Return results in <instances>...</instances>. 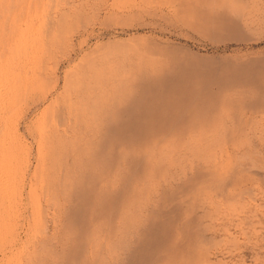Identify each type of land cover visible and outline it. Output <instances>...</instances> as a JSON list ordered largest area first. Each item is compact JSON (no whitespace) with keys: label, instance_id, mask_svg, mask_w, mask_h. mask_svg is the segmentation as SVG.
Instances as JSON below:
<instances>
[{"label":"rangeland","instance_id":"374dc122","mask_svg":"<svg viewBox=\"0 0 264 264\" xmlns=\"http://www.w3.org/2000/svg\"><path fill=\"white\" fill-rule=\"evenodd\" d=\"M2 74L23 85L0 110V264H82L119 223L109 193L132 201L135 264H264V114L249 140L229 105L264 87V0H0ZM140 77L194 110L105 146ZM201 233L212 263L186 252Z\"/></svg>","mask_w":264,"mask_h":264},{"label":"bare ground","instance_id":"6f19581e","mask_svg":"<svg viewBox=\"0 0 264 264\" xmlns=\"http://www.w3.org/2000/svg\"><path fill=\"white\" fill-rule=\"evenodd\" d=\"M173 1H177L180 3L186 2L188 0ZM21 39L23 40L24 37H22ZM12 80L13 78H11V76L9 75H0V110L3 109L5 112L14 106L17 98L21 93V86L23 85L22 82H15ZM135 86L137 87V89L130 97L127 98L125 102L126 104L120 107V109L115 108V112H117V121L106 127L109 130V133L106 132L104 134L106 136H109L110 139L108 141H104L103 144L105 146V143H108L109 145L117 143L118 141L124 142L126 143V145L136 144L139 141L130 138L128 139L125 136L127 134H143L145 133V131L143 130H150V128H155L157 130L161 129L163 132L174 131L180 127L185 118L194 110L193 103L196 102V98H193L190 95L182 94L181 91H178L176 90V88L169 86L167 81H160L153 77H140L138 83H136ZM178 103L183 104V108H179L177 105L180 104ZM229 105L233 108L235 107L236 110L240 107L243 109L241 115L234 114L231 116L233 126L239 125L242 129H240L242 132H244L245 134L249 133L248 135L252 134L254 138H249V140L257 139V137H255V133L259 129V126H257L256 123L264 114V87H259L258 89H251L246 92L244 91L236 94L234 98L229 101ZM235 141L236 140H234V142ZM249 142L251 143L253 141ZM236 143L238 142L236 141L233 144V149H236V146H239L238 144L236 145ZM253 147L258 148L259 150L263 149L264 146H262V143L258 141L257 143L254 142ZM118 170L119 172H117V176H119L121 172V162L119 164ZM115 181V185L118 184V178ZM115 192H117V195L119 191L115 190ZM115 201L116 200L114 199V197L110 196V193L104 194L101 204L103 205L105 210L108 211L109 209V217H111V215L115 213L113 217L116 218L117 216V222L119 223L112 224L114 227H110V230L108 231V233H106V244L95 249L96 252H93L94 254L90 252L89 256L82 258V264H135L138 260V256L144 251L142 250L143 248H140V246H136L135 242L137 241L138 237L136 235L134 227H126L125 230H123L124 227H122L125 224L131 223L132 201L129 200L123 207H119L115 203ZM203 224L204 223H202L201 226H203ZM202 234L203 233H201L200 235ZM210 237L208 238L210 239ZM204 239L205 236L203 234L202 240L200 237L198 244H195V246L192 245V248H190V246L186 247V252L188 253V255L193 254L197 257V259L200 258L203 259V261L212 263L211 258L214 254H210L205 247L201 246V243L204 242ZM180 246L181 244H177V249H179ZM169 247V243L157 244V246L154 247L156 252L151 253L153 257L150 259V261L153 259L156 260L159 256V253ZM95 250L93 249V251ZM214 258L213 259L216 260V257Z\"/></svg>","mask_w":264,"mask_h":264}]
</instances>
